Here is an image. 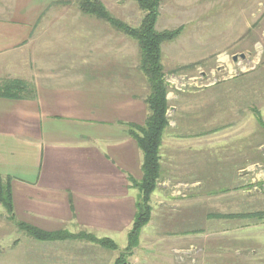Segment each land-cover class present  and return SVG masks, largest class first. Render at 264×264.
Instances as JSON below:
<instances>
[{
	"label": "rangeland",
	"instance_id": "1",
	"mask_svg": "<svg viewBox=\"0 0 264 264\" xmlns=\"http://www.w3.org/2000/svg\"><path fill=\"white\" fill-rule=\"evenodd\" d=\"M28 1V17L42 11ZM103 2L134 27L145 14L133 0ZM157 13L155 31L174 34L160 46L168 127L126 264H264V0H160ZM18 236L12 264H114L126 247Z\"/></svg>",
	"mask_w": 264,
	"mask_h": 264
},
{
	"label": "crops",
	"instance_id": "2",
	"mask_svg": "<svg viewBox=\"0 0 264 264\" xmlns=\"http://www.w3.org/2000/svg\"><path fill=\"white\" fill-rule=\"evenodd\" d=\"M31 7L0 0V179L10 186L14 217L0 204L1 264L13 263L18 235L30 239L18 223L124 248L138 197L132 180L142 177L128 128L149 114L136 42L80 13L75 0H39L42 11L28 17Z\"/></svg>",
	"mask_w": 264,
	"mask_h": 264
},
{
	"label": "trees",
	"instance_id": "3",
	"mask_svg": "<svg viewBox=\"0 0 264 264\" xmlns=\"http://www.w3.org/2000/svg\"><path fill=\"white\" fill-rule=\"evenodd\" d=\"M138 4L139 9L145 12L137 27L122 23L116 20L103 6L100 0H77L78 10L88 16L107 20L115 29L124 33L134 40L138 47L139 66L145 75L149 95L146 104L149 110L148 117L143 125H128L129 135L136 142L142 152V177L139 181L132 180V187L138 190L136 212L132 225L127 233V244L125 252L121 253L114 261V264H126L127 255L137 248L139 235L142 228L150 219L149 201L151 194L155 191L160 177V147L162 138L168 127L166 116V83L160 62L161 43L171 40L173 33L155 31L157 20V9L160 0H133ZM8 87H6L7 89ZM0 204L7 213V219L13 220L12 195L8 183L0 179ZM255 214H252L253 216ZM263 215L258 213L257 216ZM18 228L24 230L31 239L39 242H54L65 240H80L100 245L103 248L116 250L117 246L113 241L103 238L98 239L85 233L71 234L68 232H44L35 227L18 223ZM126 253V254H125Z\"/></svg>",
	"mask_w": 264,
	"mask_h": 264
},
{
	"label": "water",
	"instance_id": "4",
	"mask_svg": "<svg viewBox=\"0 0 264 264\" xmlns=\"http://www.w3.org/2000/svg\"><path fill=\"white\" fill-rule=\"evenodd\" d=\"M236 57H237V56H234V57H233V60H236ZM240 58H244V56H243V55H240Z\"/></svg>",
	"mask_w": 264,
	"mask_h": 264
}]
</instances>
